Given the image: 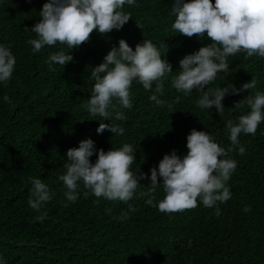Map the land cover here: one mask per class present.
Instances as JSON below:
<instances>
[{
  "label": "trees",
  "instance_id": "obj_1",
  "mask_svg": "<svg viewBox=\"0 0 264 264\" xmlns=\"http://www.w3.org/2000/svg\"><path fill=\"white\" fill-rule=\"evenodd\" d=\"M45 2L0 0V44L10 46L16 57L11 80L0 84V256L6 264H264V123L254 136L239 137L244 155L233 150L221 157L235 160L237 167L228 181L232 198L218 205L219 216L199 201L190 210L159 212L146 201L158 202L164 192L162 187L151 191L148 179L139 181L127 204L86 196L82 183L77 201L70 203L58 179L66 171L67 150L89 138L105 152L132 145L136 150L131 170L147 175L173 150L181 158L187 154L186 137L192 129L206 131L227 150L231 145L226 121L236 122L250 111L243 102L239 109H229L245 96L264 92V58L243 52L227 58L229 70L218 73L208 89H239L252 79L257 87L227 95L222 113L214 107L198 108L201 93L177 92L170 75L159 97L163 105L156 106L149 99L152 93L133 82V107L123 110L126 120L103 121L84 108L94 83L90 74L120 39L133 50L146 39L161 54L167 51L163 58L172 65V75L184 56L211 41L179 35L171 28V0H136L124 6L131 19L122 30L106 35L94 31L89 42L71 52L72 62L50 67L46 61L51 53L69 49L58 44L33 53L28 41L36 34L30 28ZM100 122H115L124 134L98 135ZM90 159L94 163L96 156ZM36 177L55 193L41 209L46 213L42 222L35 219L41 212L27 204ZM245 207L250 211L244 212Z\"/></svg>",
  "mask_w": 264,
  "mask_h": 264
},
{
  "label": "clouds",
  "instance_id": "obj_2",
  "mask_svg": "<svg viewBox=\"0 0 264 264\" xmlns=\"http://www.w3.org/2000/svg\"><path fill=\"white\" fill-rule=\"evenodd\" d=\"M135 3L136 0H47L39 11L38 22L30 28L36 38L28 43L33 53L46 46H66L67 53H51L46 61L50 67L53 64L65 67L73 61L71 52L89 42L94 31L106 35L122 30L131 19V14L123 10L124 6ZM170 15L175 17L171 28L176 33L210 39L211 43L184 56L179 61V70L172 75V65L163 58L167 51L161 54L152 41L146 39L133 50L120 39L118 46H113L104 56L103 62L92 68L90 79L94 83L84 105L91 117H100L103 121L126 120L123 110L133 107L130 92L133 82L152 93L149 99L156 106L163 105L165 101L159 97L163 94L164 79L170 75L172 88L185 96L193 90L198 91L201 96L197 107L208 111L214 107L217 113L225 110L223 101L227 95H239L257 87L254 79L239 89L231 85L230 91L226 87L212 90L207 86L218 73L229 70V56L243 52L247 57L264 58V0H171ZM15 65L16 57L11 47L0 44V84L6 85L11 80ZM242 102L250 111L236 122L226 121L224 127L231 145L227 150L206 131L192 129L186 137L187 154L181 158L173 150L164 155L158 167L150 169V175L131 170L136 149L130 144L105 152L97 149L91 138L80 141L78 147L67 150L63 165L66 171L58 177L66 200L77 201L82 183L87 190L86 196L90 193L97 200L104 198L127 204L141 186L139 181L148 179L151 191L157 187L163 189L162 200L146 201L159 212L171 214L190 210L196 208L199 201L206 208H215V215L219 216L218 205L232 198L228 181L237 167L235 160L221 157L233 150L244 155L246 148L239 137L242 134L254 136L258 126L264 123V92L245 96L229 110L239 109ZM105 131L120 136L125 130L115 122H100L96 133ZM94 155L93 163L90 158ZM158 177L162 183H158ZM31 184L27 204L33 211L41 212L55 193L39 177L33 178ZM129 208L131 210V205ZM243 211L247 213L250 208L245 207ZM45 216L46 213L41 212L35 219L42 222ZM0 264H6L2 256Z\"/></svg>",
  "mask_w": 264,
  "mask_h": 264
}]
</instances>
